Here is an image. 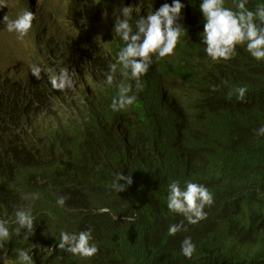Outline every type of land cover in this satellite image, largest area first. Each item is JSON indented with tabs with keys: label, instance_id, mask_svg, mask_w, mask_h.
I'll list each match as a JSON object with an SVG mask.
<instances>
[{
	"label": "trees",
	"instance_id": "1",
	"mask_svg": "<svg viewBox=\"0 0 264 264\" xmlns=\"http://www.w3.org/2000/svg\"><path fill=\"white\" fill-rule=\"evenodd\" d=\"M64 1L65 12L33 21V56H19L15 72L0 70V219L11 221L21 206L35 218L28 239L8 225L5 261H18L14 250L28 247L35 264H264V136L255 131L264 126V61L246 43L232 59L213 61L201 35L202 0H181L178 23L187 31L174 54L153 57L140 77L142 91L120 65L108 85L105 73L125 46L114 33L115 14L133 7L135 31L140 16L173 0ZM258 4L264 0L247 7ZM33 65L43 69L42 79ZM61 67L75 81L63 91L49 81ZM122 83L132 85L137 100L113 111ZM239 86L247 87L243 101ZM121 173L133 183L119 192ZM173 180L209 189L214 204L205 207L206 219L190 224L168 210ZM181 221L186 231L169 235ZM88 229L96 255L58 248L62 231ZM186 237L196 245L191 259L181 251Z\"/></svg>",
	"mask_w": 264,
	"mask_h": 264
},
{
	"label": "clouds",
	"instance_id": "2",
	"mask_svg": "<svg viewBox=\"0 0 264 264\" xmlns=\"http://www.w3.org/2000/svg\"><path fill=\"white\" fill-rule=\"evenodd\" d=\"M23 1L29 8L24 10ZM59 2V0H54ZM52 0H0V35L8 39V43L18 45L20 53L14 58L0 56V70L8 67L13 72L17 66L14 61L22 54L33 56L35 44L33 43V33L30 31L33 21L38 16H42L40 22L45 20V15L50 11L65 12L66 3L61 0V4ZM248 0H237L234 7H226L225 0H202L200 10L204 17V31L201 34L205 51L213 61L230 60L236 55L237 45L246 43L247 51L258 61H264V4H258L254 10L247 7ZM184 4L181 0H173L172 4H163L155 12L148 13L147 17L140 16L135 23V31L130 23L133 7L124 6L120 8L116 15L114 33L124 42V47L119 50L116 63L109 65V71L105 73L106 83L111 85L115 79L117 66H122L126 75L136 82V91L143 90L140 77L145 75L153 63V57L164 58L174 54V50L181 37L187 29L178 23ZM9 14L15 19H10ZM27 45V46H26ZM43 69L39 66H31V73L42 79ZM73 73L67 68L61 67L55 76H50L49 81L54 89L63 91L75 85ZM133 93L131 84H120L117 96L112 99L111 109L120 111L132 106L137 100ZM238 98L243 101L247 93L246 86H239L235 89ZM232 95V93H229ZM257 135L264 136V126L255 130ZM118 183L115 185L117 191L127 190L133 183L132 176H118ZM121 181H125L121 184ZM38 198V194H33L32 199ZM24 199H29L24 197ZM65 197L60 196L57 204L61 207L65 205ZM214 204V196L209 189L199 183L186 181L182 188L179 180H173L169 184L167 196V208L170 212L182 215L190 224H196L206 219L205 207ZM35 218L30 206L16 208L14 218L9 221L0 219V264H35L30 255L32 248L15 249L18 261H5L7 253L3 252L4 242L11 239L9 224L13 223L17 227L15 233L19 235L24 232V238L28 239L35 231ZM26 230V231H25ZM181 231H186L184 222L171 224L168 228L169 235H176ZM92 230H84L77 233L62 231L58 248L82 257H92L99 251L93 242ZM40 250V249H38ZM53 250V246L51 249ZM182 254L191 259L196 251V245L191 237H186L181 242Z\"/></svg>",
	"mask_w": 264,
	"mask_h": 264
},
{
	"label": "rangeland",
	"instance_id": "3",
	"mask_svg": "<svg viewBox=\"0 0 264 264\" xmlns=\"http://www.w3.org/2000/svg\"><path fill=\"white\" fill-rule=\"evenodd\" d=\"M19 53L20 49L18 45L8 43L7 37L0 35V56L8 57L12 55L15 58Z\"/></svg>",
	"mask_w": 264,
	"mask_h": 264
}]
</instances>
